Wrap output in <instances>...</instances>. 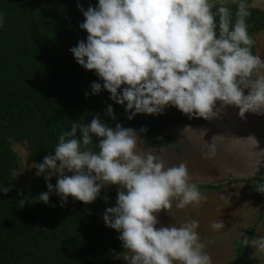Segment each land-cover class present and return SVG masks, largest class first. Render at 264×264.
I'll use <instances>...</instances> for the list:
<instances>
[{
	"label": "clouds",
	"instance_id": "obj_1",
	"mask_svg": "<svg viewBox=\"0 0 264 264\" xmlns=\"http://www.w3.org/2000/svg\"><path fill=\"white\" fill-rule=\"evenodd\" d=\"M77 8L87 37L69 50L102 81L91 83L90 94L107 91L129 121L138 114L161 115L169 107L190 119H212L226 106L238 108L241 118L264 115V58L252 52L248 0H98L87 9L78 2ZM105 114L117 119L112 104ZM147 131L119 122L112 127L99 113L90 123L72 122L59 135L54 154L34 163L47 187L38 200L49 204L56 194L61 207L69 197L87 205L103 189L117 186L115 206L105 209L103 220L119 233L125 264H212L197 220L157 226L158 214L171 209L174 200L183 209L206 197L190 183L186 163L166 166L152 151H137L140 133ZM206 148V155H215L214 143ZM255 190L264 194V183ZM211 227L220 230L225 224L214 220ZM241 243L264 251V237L243 234Z\"/></svg>",
	"mask_w": 264,
	"mask_h": 264
},
{
	"label": "trees",
	"instance_id": "obj_2",
	"mask_svg": "<svg viewBox=\"0 0 264 264\" xmlns=\"http://www.w3.org/2000/svg\"><path fill=\"white\" fill-rule=\"evenodd\" d=\"M78 2L87 9L98 0H0L4 17L0 26V190L11 187L7 194L0 192V264H125L119 233L97 220L106 204L104 197L116 198L117 186L103 189L87 205L69 197L61 207L56 194L44 204L38 200L47 191L43 176L28 187L14 176L20 168L14 142L26 143L30 160L40 163L54 154L59 135L69 131L72 122L90 123L99 113L112 127L117 122L137 131L147 127L146 133H140L144 148L160 150L170 144L171 136L165 134L169 126L207 121L190 119L175 107L156 116L138 114L129 121L124 107L110 100L107 91L91 95V83L102 81L94 71L80 66L69 50L87 37L79 28L84 17ZM230 6L235 13V6ZM248 9V31L254 40L264 31V10ZM252 52L257 55L256 44ZM108 104L113 105L115 121L105 114ZM257 167L249 179L197 185L215 189L234 182L264 183V155ZM50 182L55 185L56 178Z\"/></svg>",
	"mask_w": 264,
	"mask_h": 264
},
{
	"label": "rangeland",
	"instance_id": "obj_3",
	"mask_svg": "<svg viewBox=\"0 0 264 264\" xmlns=\"http://www.w3.org/2000/svg\"><path fill=\"white\" fill-rule=\"evenodd\" d=\"M254 40L257 55L264 58V31L256 34ZM165 134L171 136L168 149L144 148V140L139 139L137 151H152L163 158L166 166L184 162L190 183L217 186L229 179H249L256 175L253 169L264 150V115L246 113L241 118L238 108L226 106L203 124L169 126ZM250 137L256 139L257 145ZM212 143L216 146L215 155H206V145ZM12 148L20 157V168L14 176L21 186L28 187L37 176L27 145L14 142ZM258 183L254 180L215 189L199 187L206 197L199 206L178 209L174 200L171 209L158 214L157 226H180L197 220V231L202 241L207 242L205 251L211 256L212 264H236L238 259L240 264H264V251L241 243L243 234L249 238L264 237V194L253 187ZM115 202L116 198L107 200L97 214L98 222L104 221L105 209L115 206ZM214 220H222L225 228L214 230L211 227Z\"/></svg>",
	"mask_w": 264,
	"mask_h": 264
},
{
	"label": "water",
	"instance_id": "obj_4",
	"mask_svg": "<svg viewBox=\"0 0 264 264\" xmlns=\"http://www.w3.org/2000/svg\"><path fill=\"white\" fill-rule=\"evenodd\" d=\"M248 7L264 10V0H250Z\"/></svg>",
	"mask_w": 264,
	"mask_h": 264
},
{
	"label": "crops",
	"instance_id": "obj_5",
	"mask_svg": "<svg viewBox=\"0 0 264 264\" xmlns=\"http://www.w3.org/2000/svg\"><path fill=\"white\" fill-rule=\"evenodd\" d=\"M168 147H171V145H169ZM168 147H167V148H164L163 150L168 149ZM263 155H264V150H262V152H261L260 158H259V160L257 161V165H258V163L261 161ZM257 165H256L255 168L253 169V173H255V174H256V172H257V170H258ZM255 171H256V172H255ZM100 223H104V221H102V222H100Z\"/></svg>",
	"mask_w": 264,
	"mask_h": 264
}]
</instances>
